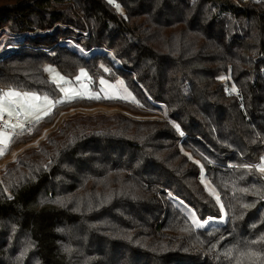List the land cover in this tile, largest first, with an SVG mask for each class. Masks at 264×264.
<instances>
[{
	"label": "trees",
	"instance_id": "obj_1",
	"mask_svg": "<svg viewBox=\"0 0 264 264\" xmlns=\"http://www.w3.org/2000/svg\"><path fill=\"white\" fill-rule=\"evenodd\" d=\"M46 64L137 102L57 103L12 136L5 155L65 109L123 110L73 113L0 171V264H264V0H0L1 91L57 101Z\"/></svg>",
	"mask_w": 264,
	"mask_h": 264
},
{
	"label": "rangeland",
	"instance_id": "obj_2",
	"mask_svg": "<svg viewBox=\"0 0 264 264\" xmlns=\"http://www.w3.org/2000/svg\"><path fill=\"white\" fill-rule=\"evenodd\" d=\"M231 1H232V3H239L240 0H231ZM217 4L219 5L220 1L217 2ZM67 41L69 42V44H71L70 46H74L76 48L79 47L77 44L72 42V40L69 39ZM200 51L202 54L210 55V53L208 52L209 50L204 46L203 40L201 41ZM44 68H45V73H46L47 78L50 81L54 82L58 86L59 89H61V88L72 89L76 92L81 93L80 96H77V97L70 99V100H64L63 103L70 102V101H73L75 99H80V98L95 99V100L121 99V100L128 101V102H137V97L132 92V90L126 85L123 78H118L116 80H110V79L106 78L105 76H100L97 79H95L94 76L90 73V71L87 68H80L74 77H69V76L65 75L55 65L46 64L44 66ZM81 70L86 72L87 76L82 77L80 80H77L76 77L80 76ZM59 77H63L64 79L59 80ZM102 80L105 81L106 83L102 84L101 83ZM10 90L20 92V93H35V92H29V91L14 89V88H6V89H2V91H0V107H6V108H8V110L10 112L13 113V115H9L8 112H3L2 118L4 116L8 117L9 120L19 118L20 122H16V123L8 122V123H11V124L23 123L24 124L23 129H21V128H8L7 127L6 130H0V132H6L11 138L14 135V133L15 134L16 133L21 134L24 131H27L29 134L33 133L32 125L34 124L35 121H37L34 118L36 113H34L32 116L26 117V115H25L26 109L21 108L19 106V103H13L12 102L13 100L22 101L23 97L9 98L8 100H4L3 94L5 92L10 91ZM97 93H99V98L95 97V94H97ZM35 94H37L41 97L47 96V95L40 94V93H35ZM47 97H49V96H47ZM49 99L53 100L51 97H49ZM63 99H64V93L61 92V96L59 97V99L57 101L63 100ZM53 101H55V100H53ZM58 104H60V103H58ZM53 109H54V107L51 109V112L53 111ZM118 111H123V110L119 107L100 104V103L95 104V105L73 107L72 109H65L64 111H62L60 113V115L57 117V119L55 120V122L53 124L43 128L37 136L32 138L31 141H29L28 143L20 144L19 146H17L13 150H11L10 153L8 152V154L5 155L6 150L8 149V147L10 145V141H11V139H10V141L7 144V147L4 148L3 154L0 155V171L4 170L6 165L9 162L15 160L17 155L19 153H21L27 147L38 146L50 131L57 129L63 123V121L65 119H67L70 115H72L73 113L79 112V113H83V114H94V113H98V112L114 113V112H118ZM39 114L42 117H45V116H43L42 112ZM154 116H156V115H154ZM160 116H163V115H160ZM0 147H4V146L0 145ZM187 154L190 155L189 153H187ZM4 155H5V157H4ZM2 157H4V158H2ZM1 158H2V160H1ZM192 159H194V158H192ZM263 163H264V157H263ZM200 166H201V173H202L201 174L202 181H203L206 189L208 190V192L211 195H213L217 199V197H219L218 190L215 188V186L211 183V181L207 177V175L205 173V169L203 168V166L201 164H200ZM263 174H264V172H263ZM171 200L177 207H179L189 217V219L192 221V223L196 227H212V226H216V225L224 223V220H225L224 217L221 219H208L205 222H202L198 218L194 209L191 208L189 205H187L184 201H182L181 199L176 198V197H172ZM217 200H219V199H217Z\"/></svg>",
	"mask_w": 264,
	"mask_h": 264
},
{
	"label": "snow or ice",
	"instance_id": "obj_3",
	"mask_svg": "<svg viewBox=\"0 0 264 264\" xmlns=\"http://www.w3.org/2000/svg\"><path fill=\"white\" fill-rule=\"evenodd\" d=\"M86 76H87V73L84 72L83 70H81L80 76H77L76 79L80 80L82 77H86ZM63 79H64L63 77H59V80H63ZM101 83L104 84L106 82L102 80ZM60 90H61V92L64 93V99L59 100V101H53V100L49 99V97H47V96L41 97L35 93H20V92H16L13 90L5 92L3 94V99L8 100L9 98L23 97L22 101L13 100L12 102L13 103H19V106L21 108L26 109V111H25L26 117L32 116L34 113H36L34 118H35V120L39 121L42 118V116L39 113L42 112L43 116H47L50 114L51 109L53 107H55V105L57 103H63L64 100H70V99H73V98L81 95L80 92H76L72 89L61 88ZM233 91H235V89H233ZM95 97L99 98V93L95 94ZM3 112H8L9 115H13V113L10 112L8 110V108L0 107V119H2V113ZM6 127L23 129L24 124L23 123H19V124L8 123V124H6ZM10 139H11V137L6 132H0V145L4 146V147H0V155L3 154L4 148L7 147V144L10 141ZM245 167L247 168V167H252V166L245 165ZM255 167L258 168L261 172H264V164H258ZM245 191H247V190L245 189ZM217 199H219V197H217ZM246 207H247V205H246ZM261 240L264 241V237H262ZM245 255H248L250 258H253L259 254L249 252V253H245Z\"/></svg>",
	"mask_w": 264,
	"mask_h": 264
},
{
	"label": "built area",
	"instance_id": "obj_4",
	"mask_svg": "<svg viewBox=\"0 0 264 264\" xmlns=\"http://www.w3.org/2000/svg\"><path fill=\"white\" fill-rule=\"evenodd\" d=\"M258 1V0H256ZM8 122H11V123H16V122H20V119L19 118H16V119H10L6 116H4L2 119H0V130H6V124Z\"/></svg>",
	"mask_w": 264,
	"mask_h": 264
},
{
	"label": "crops",
	"instance_id": "obj_5",
	"mask_svg": "<svg viewBox=\"0 0 264 264\" xmlns=\"http://www.w3.org/2000/svg\"><path fill=\"white\" fill-rule=\"evenodd\" d=\"M15 134V133H14ZM2 160V159H1Z\"/></svg>",
	"mask_w": 264,
	"mask_h": 264
},
{
	"label": "water",
	"instance_id": "obj_6",
	"mask_svg": "<svg viewBox=\"0 0 264 264\" xmlns=\"http://www.w3.org/2000/svg\"><path fill=\"white\" fill-rule=\"evenodd\" d=\"M0 91H1V89H0Z\"/></svg>",
	"mask_w": 264,
	"mask_h": 264
},
{
	"label": "bare ground",
	"instance_id": "obj_7",
	"mask_svg": "<svg viewBox=\"0 0 264 264\" xmlns=\"http://www.w3.org/2000/svg\"><path fill=\"white\" fill-rule=\"evenodd\" d=\"M207 183V182H206Z\"/></svg>",
	"mask_w": 264,
	"mask_h": 264
}]
</instances>
